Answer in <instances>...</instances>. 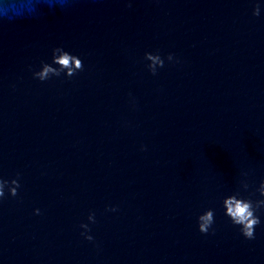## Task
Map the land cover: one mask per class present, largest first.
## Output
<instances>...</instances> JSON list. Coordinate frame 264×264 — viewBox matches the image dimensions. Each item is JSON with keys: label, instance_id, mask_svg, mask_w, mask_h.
<instances>
[{"label": "water", "instance_id": "water-1", "mask_svg": "<svg viewBox=\"0 0 264 264\" xmlns=\"http://www.w3.org/2000/svg\"><path fill=\"white\" fill-rule=\"evenodd\" d=\"M253 2L73 0L0 24V178L21 185L0 200V264H264V215L246 240L221 207L241 172L264 180ZM55 47L83 71L34 80ZM146 52L180 62L153 76Z\"/></svg>", "mask_w": 264, "mask_h": 264}, {"label": "clouds", "instance_id": "clouds-1", "mask_svg": "<svg viewBox=\"0 0 264 264\" xmlns=\"http://www.w3.org/2000/svg\"><path fill=\"white\" fill-rule=\"evenodd\" d=\"M72 4L73 0H0V5H3L0 10V24L10 23L19 18H38L46 11H67L71 9ZM127 6L131 7L130 4ZM261 7L254 0L251 15L260 17ZM12 8L15 9L14 14L11 11ZM143 60L147 61L145 67L153 76L157 75L158 70L165 66V61L170 64L180 62L173 54L162 57L159 52H146ZM83 68V62L78 56L69 53L63 47H55L51 50L50 62H41L39 70H34L32 66H29L28 71L31 72L34 80L43 83L52 78H60L62 75L65 78H72L83 71ZM249 175V172H241V179L237 182L236 190L221 201L223 215L234 227L238 228L240 235L246 240L255 238V230L261 225V216L264 215V180H261L258 186H254L248 179ZM19 179V173L12 180L0 178V200L6 196H18V190L21 187ZM105 211L115 212L117 209L111 207L106 208ZM34 214L39 215L40 210L36 209ZM87 221L88 223L79 225L84 230L80 235L84 240L91 242L93 237L86 233L91 230L89 224L96 223L95 213H90L87 216ZM214 224L215 211L213 209H207L196 217L197 231L201 235L212 234Z\"/></svg>", "mask_w": 264, "mask_h": 264}]
</instances>
